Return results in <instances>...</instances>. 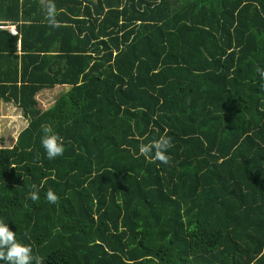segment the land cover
I'll use <instances>...</instances> for the list:
<instances>
[{
  "label": "trees",
  "instance_id": "16d2710c",
  "mask_svg": "<svg viewBox=\"0 0 264 264\" xmlns=\"http://www.w3.org/2000/svg\"><path fill=\"white\" fill-rule=\"evenodd\" d=\"M54 3L0 0V220L42 264H264V0Z\"/></svg>",
  "mask_w": 264,
  "mask_h": 264
},
{
  "label": "clouds",
  "instance_id": "9594fccd",
  "mask_svg": "<svg viewBox=\"0 0 264 264\" xmlns=\"http://www.w3.org/2000/svg\"><path fill=\"white\" fill-rule=\"evenodd\" d=\"M46 17L50 27H58L60 22L56 19V5L54 0H46ZM262 78H264V70L257 69ZM44 135L41 138V144L45 149L48 159H55L64 153V144L62 138L53 133L51 126H43ZM171 139L165 134L158 140L150 144L141 145L140 153L146 158L160 161L163 164L169 163L170 157L166 154L171 147ZM14 168V167H13ZM29 198L33 202H38L40 197L38 192L29 193ZM49 203L58 202V196L49 189L46 194ZM0 261L5 264H42L39 256H34L32 248L18 242L16 232L10 230L8 224L0 220Z\"/></svg>",
  "mask_w": 264,
  "mask_h": 264
},
{
  "label": "rangeland",
  "instance_id": "374dc122",
  "mask_svg": "<svg viewBox=\"0 0 264 264\" xmlns=\"http://www.w3.org/2000/svg\"><path fill=\"white\" fill-rule=\"evenodd\" d=\"M66 90L67 87H56L51 90L39 92L36 95L38 109L41 111L48 109L52 106L56 98ZM0 116V147H11L16 141L18 131L20 132L26 127L27 120L23 118L19 109L1 100ZM1 119H6V121H9L8 119L12 120L13 126L8 127L7 125L10 124V122L4 124Z\"/></svg>",
  "mask_w": 264,
  "mask_h": 264
},
{
  "label": "crops",
  "instance_id": "0c3cea01",
  "mask_svg": "<svg viewBox=\"0 0 264 264\" xmlns=\"http://www.w3.org/2000/svg\"><path fill=\"white\" fill-rule=\"evenodd\" d=\"M13 27V26H12ZM1 28H3V29H5L4 27H0V29ZM14 28V27H13ZM3 117V116H2ZM0 118H1V116H0ZM9 121H6V119H1V121L5 124V123H7V122H10V124H8L7 126L8 127H11V126H13L12 124H13V121L12 120H10V119H8ZM18 133H19V131H18ZM18 133H17V135H18Z\"/></svg>",
  "mask_w": 264,
  "mask_h": 264
},
{
  "label": "built area",
  "instance_id": "2783aa9c",
  "mask_svg": "<svg viewBox=\"0 0 264 264\" xmlns=\"http://www.w3.org/2000/svg\"><path fill=\"white\" fill-rule=\"evenodd\" d=\"M9 30H10L11 34H13V35L15 34V30L13 27H9Z\"/></svg>",
  "mask_w": 264,
  "mask_h": 264
}]
</instances>
